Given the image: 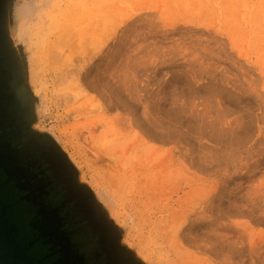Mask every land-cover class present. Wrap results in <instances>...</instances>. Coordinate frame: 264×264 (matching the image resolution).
<instances>
[{"label":"rangeland","instance_id":"obj_1","mask_svg":"<svg viewBox=\"0 0 264 264\" xmlns=\"http://www.w3.org/2000/svg\"><path fill=\"white\" fill-rule=\"evenodd\" d=\"M0 37L124 260L264 264V0H3Z\"/></svg>","mask_w":264,"mask_h":264},{"label":"flooded vegetation","instance_id":"obj_2","mask_svg":"<svg viewBox=\"0 0 264 264\" xmlns=\"http://www.w3.org/2000/svg\"><path fill=\"white\" fill-rule=\"evenodd\" d=\"M15 80L0 56L1 218L34 264L123 262L114 235L63 156L31 130Z\"/></svg>","mask_w":264,"mask_h":264},{"label":"water","instance_id":"obj_3","mask_svg":"<svg viewBox=\"0 0 264 264\" xmlns=\"http://www.w3.org/2000/svg\"><path fill=\"white\" fill-rule=\"evenodd\" d=\"M3 3V0H0V7ZM1 41V37H0ZM2 43V41H1ZM5 59H7L10 65V58L8 52L3 46V54ZM11 72L14 76V72L11 69ZM0 264H34L31 259L26 256V253L23 248H21L14 236L13 229L8 227L6 221L1 218L0 212ZM119 264H129V261L124 260Z\"/></svg>","mask_w":264,"mask_h":264}]
</instances>
